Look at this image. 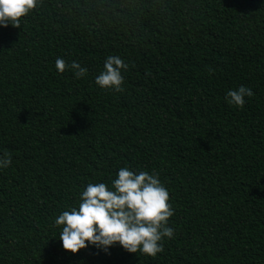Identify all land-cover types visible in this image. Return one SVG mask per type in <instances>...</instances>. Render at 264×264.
Instances as JSON below:
<instances>
[{"label":"trees","instance_id":"obj_1","mask_svg":"<svg viewBox=\"0 0 264 264\" xmlns=\"http://www.w3.org/2000/svg\"><path fill=\"white\" fill-rule=\"evenodd\" d=\"M113 55L129 65L122 92L95 83ZM241 86L238 108L226 94ZM9 154L0 264H264V0H41L0 27ZM125 167L158 175L174 237L155 257L65 252L56 217Z\"/></svg>","mask_w":264,"mask_h":264},{"label":"clouds","instance_id":"obj_2","mask_svg":"<svg viewBox=\"0 0 264 264\" xmlns=\"http://www.w3.org/2000/svg\"><path fill=\"white\" fill-rule=\"evenodd\" d=\"M41 0H0V27H20L21 18L37 8ZM59 73L71 69L76 78L84 77L87 69L79 62L71 64L57 58ZM129 65L119 56H109L95 83L102 89L123 91L122 71ZM250 88L241 86L226 94L228 103L242 108L245 97H251ZM10 154L0 157V168L10 166ZM78 207L63 211L55 219L61 226L59 240L65 252L73 255L88 246L107 250L119 245L130 254L137 252L155 257L163 252L161 241L172 239L174 230L168 227L174 209L169 203V192L158 175L141 171L138 174L121 168L109 188L105 183H89L80 195Z\"/></svg>","mask_w":264,"mask_h":264}]
</instances>
